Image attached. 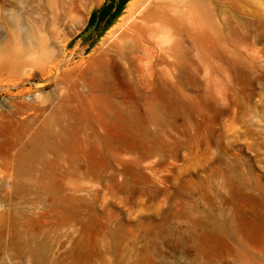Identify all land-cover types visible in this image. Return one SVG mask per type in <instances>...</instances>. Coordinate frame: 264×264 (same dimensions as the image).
<instances>
[{
  "label": "rangeland",
  "instance_id": "rangeland-1",
  "mask_svg": "<svg viewBox=\"0 0 264 264\" xmlns=\"http://www.w3.org/2000/svg\"><path fill=\"white\" fill-rule=\"evenodd\" d=\"M112 1L0 0V264H264V0Z\"/></svg>",
  "mask_w": 264,
  "mask_h": 264
},
{
  "label": "trees",
  "instance_id": "trees-1",
  "mask_svg": "<svg viewBox=\"0 0 264 264\" xmlns=\"http://www.w3.org/2000/svg\"><path fill=\"white\" fill-rule=\"evenodd\" d=\"M126 1L127 0H119L116 8L113 11V1L110 3L105 2L101 7L91 13L87 27L97 24L98 22H104L103 27L106 28L119 15Z\"/></svg>",
  "mask_w": 264,
  "mask_h": 264
},
{
  "label": "bare ground",
  "instance_id": "bare-ground-1",
  "mask_svg": "<svg viewBox=\"0 0 264 264\" xmlns=\"http://www.w3.org/2000/svg\"><path fill=\"white\" fill-rule=\"evenodd\" d=\"M132 18H133V16H132ZM135 23V22H134Z\"/></svg>",
  "mask_w": 264,
  "mask_h": 264
}]
</instances>
